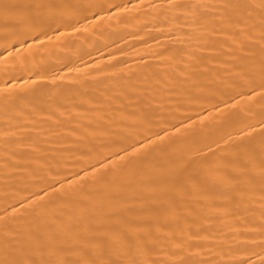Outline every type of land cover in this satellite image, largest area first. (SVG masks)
<instances>
[{
  "label": "bare ground",
  "instance_id": "6f19581e",
  "mask_svg": "<svg viewBox=\"0 0 264 264\" xmlns=\"http://www.w3.org/2000/svg\"><path fill=\"white\" fill-rule=\"evenodd\" d=\"M0 264H264V0H0Z\"/></svg>",
  "mask_w": 264,
  "mask_h": 264
}]
</instances>
